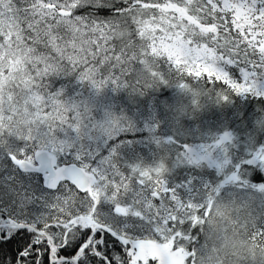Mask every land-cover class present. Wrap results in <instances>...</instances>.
Segmentation results:
<instances>
[{
	"label": "snow or ice",
	"instance_id": "1",
	"mask_svg": "<svg viewBox=\"0 0 264 264\" xmlns=\"http://www.w3.org/2000/svg\"><path fill=\"white\" fill-rule=\"evenodd\" d=\"M247 3L254 21L264 17V0ZM229 7L230 0H0V51L39 58L35 66L24 61L27 81H9L7 96L0 91V264H201L206 225L229 205L252 219L248 239L264 252V38L251 43L259 24L239 35ZM190 20L212 31L205 36ZM172 37L176 56L153 51ZM41 64L55 74L47 84V73L36 76ZM54 78L93 94L69 97L52 87ZM106 88L132 100L168 88L174 98L155 100L138 126L124 111L97 106ZM236 97L256 105L241 117L242 137L185 126ZM141 143L149 157L135 153Z\"/></svg>",
	"mask_w": 264,
	"mask_h": 264
},
{
	"label": "trees",
	"instance_id": "2",
	"mask_svg": "<svg viewBox=\"0 0 264 264\" xmlns=\"http://www.w3.org/2000/svg\"><path fill=\"white\" fill-rule=\"evenodd\" d=\"M250 8L251 6L248 5L247 0H243L242 3L240 0H230V7L226 10L225 14L234 17L235 27L239 29V35L241 36H243L245 29L252 32L253 29H256V24L260 25V28L256 29L255 34L252 35L251 43L254 44L258 36L264 38V17H256L254 21L252 18L253 13ZM144 11L146 14H149L152 9L145 6ZM199 15L203 18L204 14L200 13ZM190 23H195L196 27L199 28L205 36H207L208 32L212 31L211 28H207L205 25L197 23L194 20H190ZM119 26L123 31L127 32L128 29L123 19L119 21ZM170 39L171 43H169L168 40L161 41L158 45L159 51L157 52L156 49H153V51L157 55L176 56L180 51V48L177 47L179 42L174 37ZM183 47L187 48V43H184ZM173 48H175V51H172ZM258 51L264 53V42L261 43ZM215 55V52L212 50L207 51V58L209 60H214ZM25 60H27L28 64L33 66H35V63L39 62L38 57H29L27 53L21 55L14 47H9L0 51V64L3 65V68L9 70L7 76L4 75L3 70H0V91H2L5 96L8 95V92L4 86L7 85L9 88L12 86L9 81L16 82L21 78L27 81L25 73L28 71V67L24 63ZM181 62L180 59L177 60L178 64ZM49 68L50 66L44 67V65L41 64L42 71L36 72L37 77L41 76L43 73H47V75L44 76L45 84L49 83L48 77L55 75L53 72L49 71ZM197 68L210 75L216 74L214 71L201 68L198 65ZM32 83L38 84L39 81H33ZM51 83L54 89L65 87L69 97L75 96L77 92H82L84 96L93 94L92 90L82 88L71 80L54 78ZM33 95L35 96V93ZM173 98L174 93L168 88H161L154 93H150L147 97H138L135 100L129 99L126 92H113L111 88H106L96 98V103L98 107L111 106L118 113L124 111L129 116H132L136 120L138 126H140L148 114V106L155 100L167 99L171 101ZM42 103L43 97H37L35 105L39 106ZM255 106V102L251 100V98L236 97L234 98V103L229 107L223 109L209 108L198 114L195 118L186 120L185 126L188 129L199 128L202 133L211 132L221 134L224 131H231L242 137L246 129L244 128V122L241 117L244 112L254 109ZM95 115L99 118L100 112L97 111ZM164 115L165 114L161 112V116L163 117ZM193 139H195V137H193ZM145 145L146 144L143 143L138 144L135 148V153L143 155V153L148 152V149H145ZM125 154L131 156L134 153ZM235 216H238L239 222L234 218ZM225 227H227L229 231L225 232ZM254 227L255 224L252 219L249 218L244 211L234 212L232 205H229L226 209L222 208L221 211L215 212L202 234L201 242L203 245L204 258L201 260V264H217L215 259L217 256L220 258V264H250L246 253H238L233 249H224V242L233 237L241 239L249 250L262 253L263 256L259 258L264 257V252L259 249H254L253 241L248 239V234L253 231Z\"/></svg>",
	"mask_w": 264,
	"mask_h": 264
},
{
	"label": "rangeland",
	"instance_id": "3",
	"mask_svg": "<svg viewBox=\"0 0 264 264\" xmlns=\"http://www.w3.org/2000/svg\"><path fill=\"white\" fill-rule=\"evenodd\" d=\"M198 66L201 67L200 64H197ZM205 69H210V68H205ZM145 149H148V152L143 153V156L149 157V146L145 145ZM126 156H129L128 154H125ZM130 157V156H129ZM224 249H233L234 251L238 253H246L247 258L250 262V264H253V262L257 261V259L261 256H263L262 253L258 251H251L247 248L246 244L239 238H230L227 241L224 242Z\"/></svg>",
	"mask_w": 264,
	"mask_h": 264
}]
</instances>
